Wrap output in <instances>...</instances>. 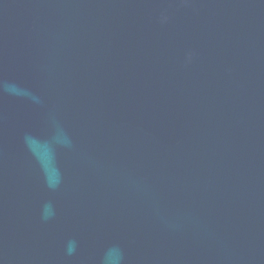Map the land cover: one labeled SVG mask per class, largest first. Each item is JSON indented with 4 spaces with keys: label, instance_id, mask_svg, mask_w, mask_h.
Listing matches in <instances>:
<instances>
[{
    "label": "water",
    "instance_id": "water-1",
    "mask_svg": "<svg viewBox=\"0 0 264 264\" xmlns=\"http://www.w3.org/2000/svg\"><path fill=\"white\" fill-rule=\"evenodd\" d=\"M0 264H264V0H0Z\"/></svg>",
    "mask_w": 264,
    "mask_h": 264
}]
</instances>
